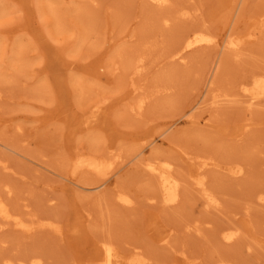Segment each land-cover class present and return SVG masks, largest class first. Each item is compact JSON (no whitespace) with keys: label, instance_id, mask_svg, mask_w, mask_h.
<instances>
[{"label":"rangeland","instance_id":"374dc122","mask_svg":"<svg viewBox=\"0 0 264 264\" xmlns=\"http://www.w3.org/2000/svg\"><path fill=\"white\" fill-rule=\"evenodd\" d=\"M43 3L0 0V51L7 46L10 52L15 41L33 61L27 77L20 74L13 82L0 81V160L8 167H0V194L25 222L43 219L52 221L55 228L28 234L6 226L0 231V264L3 257L27 264L33 256H39L43 264H97L93 258L102 240L127 251L137 247L151 259L150 264H183L184 260L213 264L220 253L236 264H264V248L250 241L252 236L264 238V208L253 195L264 190V100L251 111L240 100H220L224 94L235 95L240 82L264 75V0H172L167 9L124 0H92L96 34L77 56L63 55L73 34H55ZM180 10L188 15L176 13L167 25L159 20ZM68 20L73 30L79 27L74 26L76 17ZM193 29L214 36L216 45L189 51L184 62L173 61L169 54L176 38ZM253 30L259 31L257 37L248 40L246 34ZM228 37L242 42L240 54L224 48ZM128 44L146 59L139 73L123 72L117 63L112 65L116 60L108 62L117 48ZM6 57L0 56L4 70ZM65 62L72 64L68 67ZM100 64L111 75L99 79L94 71ZM113 68L114 73L109 70ZM44 76L52 97L29 93ZM77 78L95 85L94 100L109 97L98 124L111 129L101 133L102 152L122 143L134 145L139 152L122 151L121 161L111 159L112 165L102 174H72L78 151H91L81 126L87 102L78 108L71 89ZM133 85L143 87L144 94L159 93L140 115L129 111L123 115L122 110L141 97L129 94ZM245 121L252 123V136L240 146L249 129H241ZM247 147L255 154L245 178L229 179L218 171L209 175L210 186L220 196L219 210L203 213L202 200L186 179L182 183L186 201L176 212L164 209L159 200V205L156 199L149 201L157 192L153 180L141 171L139 163L144 158H172L184 177L193 167L183 163L182 151L213 156L229 166L246 160L242 150ZM154 149L161 152L152 156ZM118 192L132 199L130 207L116 201ZM197 216H203L199 220L203 234H184L185 223ZM225 224L238 227L241 235L229 247L217 240ZM167 227L174 229V236L162 246L158 236ZM247 246L252 247L250 255L245 253Z\"/></svg>","mask_w":264,"mask_h":264},{"label":"bare ground","instance_id":"6f19581e","mask_svg":"<svg viewBox=\"0 0 264 264\" xmlns=\"http://www.w3.org/2000/svg\"><path fill=\"white\" fill-rule=\"evenodd\" d=\"M90 1L86 0L84 3H76L72 0H68L62 2V0H44L43 7L45 13L50 18L51 28L55 32L56 35H60L63 32H70L73 34L72 40L66 44L68 46V50L66 53H62L64 56L68 55V53H72L73 56H77L78 51L82 50L85 45L90 42V38H93L96 34V27L93 24L92 13L94 11V5L91 4ZM125 2L137 3L140 6H148L152 8H170L172 4V0H124ZM95 2V0H93ZM76 3V4H75ZM2 11L0 10V15ZM181 13L183 16L188 15L186 12H182L181 10L178 12H174L172 15L164 16L159 20L163 25H167L172 23L174 20V14ZM70 16L76 17L77 23L74 24L76 27L79 24V27L74 29L69 24L68 18ZM93 22V23H92ZM95 29H94V27ZM259 31L253 30V32H248L246 34L248 40H254L257 37V33ZM48 35H53L51 32H48ZM54 39H56L54 37ZM216 40L214 36L206 35L200 29H193L189 32L179 35L176 38L175 45L173 49L170 51V58L178 63L184 62L186 58V54L194 50L195 48L201 46H215ZM6 48H8L6 46ZM4 49V51H0V56H7L6 65L7 67L2 68L0 64V81L13 82L15 78L23 74L24 77H27L28 69L33 65L31 64L32 59H28L25 55L23 47L17 43L13 42L12 48L10 52ZM224 48L228 51H231L235 54H240L242 51V42L239 39H231L228 37V40L224 43ZM63 47L58 46V51H62ZM93 54L86 55L87 57L92 56ZM38 57V55L36 56ZM63 57V56H62ZM72 57V56H71ZM40 59V54L39 58ZM116 60L117 62H113ZM145 57L139 54V49L134 48L133 45H125L124 47L117 48L112 56L109 57L108 62L114 65L117 63L116 68L122 69L123 72H131V73H139L143 71V67L145 65ZM31 61V62H30ZM2 63L4 61H1ZM66 66L70 67L72 63H64ZM40 65L43 66L42 57L40 59ZM98 63H95L94 66H97ZM116 68L109 69L112 73L116 70ZM9 71L8 73H6ZM95 74L99 79L101 77L108 74L105 71V66L100 64L95 69ZM119 71H116L118 73ZM122 74H125L123 73ZM73 85H71V89L74 93L75 104L78 108L81 109L85 102L84 111L85 116L82 121V129L87 132V139H85L86 143H88L90 150L88 153L79 152L75 155L73 161V175H78L82 172H92V173H101L103 170L111 166V159H120L122 151L126 153H139L137 148L134 145L128 144H118L117 148L108 147V152H102L103 148V139L101 138V133L105 131L111 132V129H106V127H99V117L103 109L105 108V104L107 105L109 97H103L100 100H94L92 97L94 92V86L91 83H88L82 79H73ZM77 87V88H76ZM152 94H144L143 87L133 85L129 91V94L140 95L141 97L136 100L133 106L126 107L122 110L123 115H126V112H133L137 116L140 115L146 104L150 101V98L159 93L157 90ZM29 93L31 94H39V95H50L52 97V91L50 88V83L48 78L44 76L41 80H38L33 87L29 89ZM128 93L125 94V96ZM237 96V98H236ZM91 97V98H90ZM235 97V98H234ZM241 98V99H238ZM221 101L228 102L234 100L237 102L240 100L245 108L249 111L254 110L256 107L260 106L262 100H264V75H256L250 81H242L239 83V88L237 93L234 94H224L221 98ZM214 103L218 104V100ZM168 113L162 115L161 118L165 117ZM123 117V116H122ZM247 121V120H246ZM245 121V122H246ZM128 124V122H123ZM252 123L246 122L242 124L240 127L242 130L246 131ZM99 128L101 131L97 130ZM112 139L115 137L113 133H109ZM252 136L250 128L245 133V136L241 137V144L243 146ZM153 142L151 141L150 144ZM238 144V143H237ZM161 151L158 149L152 150V156L160 153ZM243 154H246V160L231 162L233 164L229 166H225L221 164L216 158L213 156L200 157L188 151H182L180 158L183 163H188L193 167L192 171H187L184 177L177 172L175 168V162L172 158L166 159H156V158H144L139 164L141 171L144 172L145 176H148V180H153L154 187L153 189L157 193H153L149 196V201H155L156 205H161L164 209H171V211L176 212V209L182 204L183 201H186L183 198L182 193V183L186 179V183L188 186L192 185L193 190L196 194L199 195V198L202 200L201 206L203 213L207 214L208 210H219L220 209V196L219 194L210 186V174H216L215 172H222L227 175L229 179L239 180L243 179L246 176V169H250L249 160L253 157L255 152L247 147L242 150ZM194 156H193V155ZM237 154V153H236ZM113 161L116 164V161ZM0 167L2 169H8V167L4 164L2 160H0ZM103 182L97 185L96 189L101 187ZM5 193L10 194L11 190L8 185H4ZM80 189H83L82 186H77ZM149 195V194H148ZM255 201L264 208V190H258L253 194ZM116 201L121 203L126 207H130L132 205V199L123 192H118L115 196ZM157 200H159V204H157ZM154 203V202H153ZM197 219H191L190 222L185 223L184 229L186 235H201L203 234V228L200 225L199 220H202L203 216H197ZM6 226H11L15 230L23 231L25 233H32L34 230L39 228H55L53 226L52 221H47L43 219H36V222H25L17 212L12 211L4 198L0 194V231L3 230ZM210 227V226H209ZM219 238L217 239L224 246L229 247L232 246L237 240L240 238V230L236 226H232L231 224L223 225L218 232ZM174 236V229L167 227L163 229V231L158 236V241L162 246H167L171 242V239ZM254 244L261 246L264 248V238H255L252 236L251 240ZM96 245L98 249L93 258V260L97 264H150L151 259L142 254L141 250L137 247L133 249L123 250L119 246L109 242L107 240H102ZM252 247H245V253L247 255L251 254ZM184 254L182 253V257ZM184 260V259H183ZM232 260V259H231ZM226 260V257L222 256L221 253L216 256L213 261V264H236ZM185 260L182 262L185 264ZM24 260H12L10 258H2L1 264H25ZM27 264H43L42 259L39 256H33L29 259ZM189 264V262H186ZM190 264H202V262H190Z\"/></svg>","mask_w":264,"mask_h":264}]
</instances>
